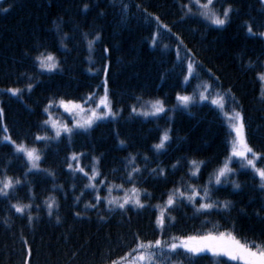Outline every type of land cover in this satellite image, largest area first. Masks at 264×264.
Masks as SVG:
<instances>
[{
  "label": "trees",
  "instance_id": "obj_1",
  "mask_svg": "<svg viewBox=\"0 0 264 264\" xmlns=\"http://www.w3.org/2000/svg\"><path fill=\"white\" fill-rule=\"evenodd\" d=\"M190 3L0 0V180L21 181L8 197L0 195V264H147L137 259L144 250L133 251L139 241L177 242L208 233L230 234L254 251L264 250L259 176L235 161L232 174L215 184L230 153L232 132L211 102L196 98L184 107L177 100L179 94L194 93L198 80L210 85L223 97L226 111L240 112L244 139L262 158L257 167H264V83L258 79L264 73V3L216 0L218 14L232 8L223 26L186 14L183 5ZM192 11L199 12L195 4ZM89 41H94L91 48ZM41 53L55 57L56 70L40 67ZM189 62L194 65L191 77ZM10 89L21 91L14 95ZM101 91L113 114L88 130L57 138L45 123L52 112L58 115L59 101L87 106ZM154 101H162L165 111L139 114L145 102ZM50 104L55 108L48 111ZM165 132L170 138L158 150L154 146ZM12 142L38 149L39 170L29 171ZM192 161L199 167L197 175ZM133 168L140 171L128 180ZM93 169L99 175L90 181ZM109 187L116 198H121L120 189L135 187L144 207L109 205ZM192 187L200 195L190 201L186 197L193 195ZM204 187L209 188L207 201L201 199ZM175 189L184 197L167 206ZM50 199L56 202L52 215ZM205 202L214 207L202 209ZM16 204L32 208L22 214L12 207ZM150 251L156 253L154 264H243L208 251Z\"/></svg>",
  "mask_w": 264,
  "mask_h": 264
},
{
  "label": "snow or ice",
  "instance_id": "obj_2",
  "mask_svg": "<svg viewBox=\"0 0 264 264\" xmlns=\"http://www.w3.org/2000/svg\"><path fill=\"white\" fill-rule=\"evenodd\" d=\"M216 0H205V2H201V0H191V3L188 5H183L184 8L187 9L186 14L188 15H200L203 19L209 21L213 25L217 26H223L228 22L229 14L232 11L231 7L225 8L222 12V14H218L217 11L215 10L214 4ZM192 4H195L200 11L198 13H193L192 11ZM87 6H85L86 10ZM7 11V9H5ZM166 27V26H165ZM170 31V29H169ZM252 27L248 26V32L252 33ZM96 39H99V36L96 37ZM155 39H153V43L155 44ZM94 41H89V48L92 47ZM37 60L40 62V67L42 69H45L47 71H54L58 67V61H56L55 57L51 54H45L41 53L38 57ZM194 72V65L189 62L188 67H187V74L188 77H191ZM258 79L264 83V73L258 74ZM106 84V82H105ZM210 87L209 86H206ZM31 89V85H29V90ZM10 91L14 94L17 95L20 93V89H10ZM105 93H107V88L105 87ZM200 100L207 99V96L202 92L199 94L198 97ZM90 99V98H89ZM177 99L181 102V104L184 107H188L190 103L194 102V98L192 96H187V95H182L178 96ZM223 100V97H219L218 99L212 100L213 104H217L220 107H223V104L221 103ZM72 102H65L63 100L60 101V104L64 106L65 110H69V104ZM100 105H103L107 111L104 113H99L96 110H89V115L87 119H83L82 121H77L74 127L77 128H88L91 127L92 124L94 123L95 120L99 119H104L107 115L111 114V108L110 106L105 102V98H101L99 101ZM73 107L77 109H81L80 105H72ZM2 111V110H0ZM47 111V109H46ZM136 109L133 108V112H135ZM165 109L163 107V102L162 101H155V102H150L148 106L147 111H141V115H144L145 117L147 116H155L158 115L162 112H164ZM230 120L235 121L232 125L236 132V136L239 139L240 144L242 145L239 150L235 147V142H234V147L232 151V155L236 157H240L242 160V166L248 167L252 169L256 175L259 176L260 181H261V187L264 188V167H257V160H261L262 158L260 155L256 152H254L250 147L247 146V144L244 141L243 135H242V130H243V118L240 115V113H234L231 117H229ZM45 123H48V121H45ZM52 127L55 129V136L59 138L62 133H67L69 136H71L73 132V128L68 127L66 124H59L58 122L52 123ZM169 135L167 132L164 133V135L161 137V142L154 147L156 149H162L164 148L165 143L169 140ZM5 139H10L6 137ZM36 140H47L48 137H41L37 136L35 137ZM15 148V151L17 153H23L24 156L27 158L28 162L30 163L31 167L29 168V171L32 169H37L39 170V161L41 159L40 153L37 148L35 147H29L25 143H16L12 142ZM123 143V141H121ZM249 154H251L252 158H249ZM72 160H75L78 162V157L74 154L72 156ZM135 158H132V161L134 162ZM264 162V161H262ZM192 164L196 166V171L193 172V175H197L199 171V167L196 164V161H192ZM69 167H72V165H69ZM75 170L80 171L84 173L85 176H88V173L84 171L83 168L77 167ZM93 175L89 176L90 181H95L96 176L99 175L98 172H96L95 169L92 170ZM140 169L138 168H133L132 172L129 173L127 179L132 180L133 179V173L139 172ZM154 172L156 171L155 169L153 170ZM163 170L161 169V172ZM232 174V169L229 167V162H226L222 168H220L217 173L215 174V184H220L221 183V178L227 179ZM21 181L19 179H16L15 181L13 180L12 177L5 176L4 179L0 180V195L4 197H8L9 195V190L14 189L16 185H19ZM209 183H212V180L209 181ZM234 187L239 188L240 185L236 184L233 181ZM88 186L95 188L94 183H90ZM103 186V185H102ZM115 187V186H113ZM119 187H123V185H120ZM111 191L112 187L108 188L109 196L111 197ZM191 191L193 195L187 196L186 198L188 200H193L195 196L200 195V190L196 189L195 187L191 188ZM139 190L133 187L130 190H126L125 196L122 198H116V197H111L107 199V202L109 205H115L121 209L125 207V205L129 203H133L139 207H144V205L140 202L139 199ZM184 197V193L181 192L179 189H175L174 192L169 195L168 201H167V206H171L175 202V197ZM97 202H100L101 197L97 194L95 197ZM201 199L207 201L210 199L209 196V188L204 187L203 189V196ZM49 212V215H52L51 209L56 206V202L54 199H50V202H46ZM95 205H86V207H94ZM16 209L17 212L19 213H24L25 209H31L32 205L27 204V205H12ZM214 207L213 203H202L201 208L205 210L212 209ZM224 207H228V203L225 202ZM166 211V208H165ZM29 220L33 219L31 215H29ZM158 223L160 224L161 228L163 227L164 224V218H163V211L161 212V217L158 220ZM178 248L184 249L187 252H191L194 254H199L204 251H211L213 254H218V255H223L228 257L232 261H243V264H264V250H257L254 251L253 247L241 243L239 240L235 238V236H230L226 233H220L219 235H214L212 233H208L206 235L202 236H188L186 238H183L182 240L179 241V243L176 242V238H173L172 241L165 242L162 240H156V241H148L147 243L143 241H139L137 244V248L134 249V252H138L141 250H144L145 254L140 255L137 257L138 260L146 261L147 264H154V261L152 260V257L156 255L155 252H151V249H156L160 254H164L165 249H167L170 252H175ZM259 249L260 246H257ZM131 255V253L129 254ZM113 264H118V262H113Z\"/></svg>",
  "mask_w": 264,
  "mask_h": 264
},
{
  "label": "rangeland",
  "instance_id": "obj_3",
  "mask_svg": "<svg viewBox=\"0 0 264 264\" xmlns=\"http://www.w3.org/2000/svg\"><path fill=\"white\" fill-rule=\"evenodd\" d=\"M263 3H264V0H262ZM202 2H205V1H202ZM198 8V7H197ZM198 11H200V9L198 8ZM188 77V76H187ZM186 77V78H187ZM187 79H185V82H186ZM206 86H208L207 83H204L203 80H198L196 83H195V86H194V93L192 94H179L178 96H182V95H187V96H192L194 99L197 98L198 101H209L212 103V100L214 99H218L220 97V94H218L217 92L215 91H212L209 87L206 88ZM204 93L206 96H207V99H203V100H200L198 97H199V94L200 93ZM100 96L98 98H96L95 100V104H89L87 106L81 104V103H77L75 101H65L66 103L67 102H72L71 104H69V110H65L64 106L60 104V101L57 103L58 105V115H55L53 112L52 114H50V119L48 121V124L49 126L51 127V129L53 130L54 134H55V129L52 127V123L54 122H58L59 124H66L68 127L70 128H73L74 129H81V130H88L90 127L84 129V128H77V127H74V125L76 124L77 121H82L83 119H87L88 118V115H89V110H96L99 113H104L107 111V109L103 106V105H100L99 104V101L101 98H105V102L110 106V102L109 100L106 98V95L104 94L103 91H101V93L99 94ZM178 100V99H177ZM155 102V101H154ZM150 103V102H149ZM149 103L146 104V102L142 105V107L139 108L138 112L141 113V111H147L148 110V106H149ZM178 103L180 105L181 102L178 100ZM223 104V102H221ZM213 104V103H212ZM72 105H80L81 106V109H77L75 107H73ZM215 105L222 113L227 125L229 126V129L231 130L232 132V139H231V147H230V153H229V156L226 158L225 160V163L226 162H229V167H230V164L232 162H239V163H243L241 158L240 157H236V156H233L232 155V151H233V147H234V142H235V147L239 150V148L242 147V145L240 144L239 142V139L237 138L236 136V132L234 130V128L232 127V125L234 123H236L235 121H232L229 119V117H231L232 115H234V113H240L238 110H233L231 112H228L224 109V107H220L218 106L217 104H213ZM183 106V105H182ZM55 108V105L54 106H49L47 107L48 108V111H50L51 109ZM111 108V106H110ZM64 112V113H62ZM113 114V112L111 111V114L107 115L104 119H106L107 117H110L111 115ZM151 116V115H150ZM156 116V115H155ZM101 120V119H99ZM69 121V123H68ZM98 121V120H95L94 123L92 124V126L95 124V122ZM91 126V127H92ZM242 135H243V138L244 137V129L242 130ZM245 141V139H244ZM246 143V141H245ZM247 144V143H246ZM248 146V145H247ZM249 147V146H248ZM249 158H252L251 155L249 154ZM27 159V158H26ZM28 161V160H27ZM29 163V162H28ZM224 163V164H225ZM31 167L30 163H29V168ZM32 170H37V169H32ZM114 189V188H113ZM112 189V190H113ZM132 189V188H130ZM130 189H127V190H130ZM122 192L121 193V198L125 196V192L126 190L125 189H120ZM214 235H219V234H214ZM230 235V234H228ZM232 236V235H230ZM180 241V240H179ZM179 241H177V243H179ZM210 252L211 254H213V252L211 251H208ZM215 256H223V255H218V254H214ZM226 257V256H225ZM137 261L136 260H133V264H136Z\"/></svg>",
  "mask_w": 264,
  "mask_h": 264
}]
</instances>
